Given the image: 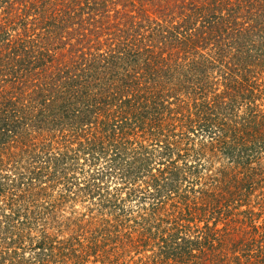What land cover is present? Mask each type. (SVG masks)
<instances>
[{"label":"trees","instance_id":"trees-1","mask_svg":"<svg viewBox=\"0 0 264 264\" xmlns=\"http://www.w3.org/2000/svg\"><path fill=\"white\" fill-rule=\"evenodd\" d=\"M263 156L264 0H0V264H264Z\"/></svg>","mask_w":264,"mask_h":264},{"label":"rangeland","instance_id":"rangeland-1","mask_svg":"<svg viewBox=\"0 0 264 264\" xmlns=\"http://www.w3.org/2000/svg\"><path fill=\"white\" fill-rule=\"evenodd\" d=\"M81 164H83V160L79 161ZM261 164L264 166V156L261 159ZM85 171H88V167L85 166ZM85 177V176H84ZM82 176V173L78 172L76 174V179L78 181L79 186H84L85 178ZM111 187L113 184L110 185ZM2 202V198H0V204ZM89 200L83 199L79 197L76 200L70 201L69 203L64 204V213L65 216H68L69 213L75 211L76 213L79 212L81 214H86L88 212L89 207L92 208L89 204ZM95 233V232H94ZM89 235L85 234L83 236V239L80 240L79 244H75L73 246V249L75 250V254L80 256L82 259L85 260V264H109L114 262L115 258V252L112 250L113 246H117L116 244H113L114 242L112 239H109L108 241H103V238L101 239L100 235L95 233L92 235V239H84L87 238ZM102 236V235H101ZM147 255L150 254V252L146 253ZM135 254L133 252L130 253V258L133 257ZM140 256H136L131 260L130 264H135L137 261V258ZM123 259L118 261V263H121ZM124 261H129V259H124ZM70 264H73V262H70Z\"/></svg>","mask_w":264,"mask_h":264}]
</instances>
